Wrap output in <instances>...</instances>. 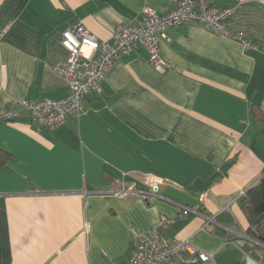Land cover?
I'll use <instances>...</instances> for the list:
<instances>
[{"label":"crops","instance_id":"1","mask_svg":"<svg viewBox=\"0 0 264 264\" xmlns=\"http://www.w3.org/2000/svg\"><path fill=\"white\" fill-rule=\"evenodd\" d=\"M211 3L234 9L225 37L199 25L165 31L172 69L157 72L137 46L82 113L51 130L19 103L69 96L54 72L69 57L62 33L84 26L112 42L144 9L166 15L175 1L0 0V149L13 157L0 169V264H130L133 233L160 221L170 240L217 264H246L242 199L264 174V123L252 113L264 115V0ZM156 179L157 196L115 194L129 184L147 192ZM209 216L220 235L201 231Z\"/></svg>","mask_w":264,"mask_h":264},{"label":"built area","instance_id":"2","mask_svg":"<svg viewBox=\"0 0 264 264\" xmlns=\"http://www.w3.org/2000/svg\"><path fill=\"white\" fill-rule=\"evenodd\" d=\"M176 8L166 15H159L153 9L143 11L144 19L139 25L119 27L112 42L101 41L84 26L70 28L62 33V45L69 57L54 67V72L67 83L70 94L60 100L45 99L35 103L23 100L19 103L29 119L40 127L54 130L67 122L68 117L83 112L86 98L90 93H101L107 72L117 60L133 52L137 46L144 48L151 66L159 73L172 69L161 52V36L169 29L184 25H199L219 37H225V20L234 9H220L211 0H174ZM245 48H254L243 36L237 37ZM10 113L8 119L16 117ZM160 179L154 180L147 192L139 191L134 185H127L115 192L119 197L139 195L145 199L157 196L161 190ZM195 212L184 209L182 216L188 217ZM166 221H160L149 233H133L136 251L130 264H168L174 258H182L190 264H217L215 256L199 250L189 242L172 241L161 230ZM216 217H204L201 231L214 234ZM247 240L248 237H246ZM250 241V240H249ZM246 264H258L250 254H246Z\"/></svg>","mask_w":264,"mask_h":264},{"label":"trees","instance_id":"3","mask_svg":"<svg viewBox=\"0 0 264 264\" xmlns=\"http://www.w3.org/2000/svg\"><path fill=\"white\" fill-rule=\"evenodd\" d=\"M252 113L255 118L264 123V115L259 107H254ZM12 159L13 157L9 153L0 149V169L7 166ZM242 210L249 224L246 235L250 240L244 246V250L248 254H255V250L258 248L261 251L259 261L264 264V174L258 184L245 193L242 199ZM220 218L221 216L218 219L219 222ZM220 234L218 231H214V235Z\"/></svg>","mask_w":264,"mask_h":264},{"label":"rangeland","instance_id":"4","mask_svg":"<svg viewBox=\"0 0 264 264\" xmlns=\"http://www.w3.org/2000/svg\"><path fill=\"white\" fill-rule=\"evenodd\" d=\"M250 255H252L257 260L258 264H261L259 261V258H261V251L258 248H256L255 254L252 253Z\"/></svg>","mask_w":264,"mask_h":264}]
</instances>
